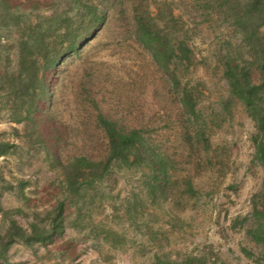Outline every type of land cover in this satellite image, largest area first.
<instances>
[{
	"label": "rangeland",
	"instance_id": "374dc122",
	"mask_svg": "<svg viewBox=\"0 0 264 264\" xmlns=\"http://www.w3.org/2000/svg\"><path fill=\"white\" fill-rule=\"evenodd\" d=\"M38 1L36 11L45 15L66 5L64 0ZM92 1L104 6L107 2ZM204 1L157 0L161 6L172 4L192 37L197 57L186 76L191 84L201 85L200 107L207 117L222 112L221 101L228 97L222 57L230 49L244 56L246 49L242 34L224 15L210 16L200 9ZM125 30L110 22L80 55L53 71V113L69 144L61 156L101 152L106 140L97 116L102 113L120 125L148 130L150 141L175 161L176 170L169 177L178 188L167 185V198L153 205L144 184L147 171L112 170L91 192L96 201L82 210L79 226H72L78 212L61 189L62 171L29 135L28 123L0 119V141L16 145L0 157V253L10 221L25 229L31 223L48 227V214L60 201L66 204L62 236L43 244L14 240L0 254V264H264L263 249L247 234L253 226V198L263 187V171L252 163L253 122L241 105L232 104V115L222 126L206 130L208 151L198 143L191 153L178 96L169 91L150 54L127 39ZM189 130L195 144L194 129ZM184 179L191 180L194 196L181 193ZM20 182L26 185L22 188ZM136 194L144 206L133 219L126 214L127 201ZM101 229L111 232L110 240L96 233Z\"/></svg>",
	"mask_w": 264,
	"mask_h": 264
},
{
	"label": "trees",
	"instance_id": "16d2710c",
	"mask_svg": "<svg viewBox=\"0 0 264 264\" xmlns=\"http://www.w3.org/2000/svg\"><path fill=\"white\" fill-rule=\"evenodd\" d=\"M204 2L199 5L200 9L208 10L210 16L224 15L242 34L246 49L244 56L230 49L222 57V75L228 97L221 101L222 112L213 111L207 117L200 107L201 85L191 84L186 76L195 66L196 49L192 46L191 35L179 23L181 17L174 15L170 2L161 6L157 0H107L104 6L92 0H64L65 9L45 15L36 11L40 6L38 0H0V119L14 124L28 123L32 129L29 135L44 146L51 165L62 171L61 189L72 199L78 212L72 226H79L82 210L89 209L96 201L97 196L90 195L91 192L112 170L147 171L144 184L153 205H157L159 199L167 198V185L178 188L177 182L173 183L169 177L176 170L175 161L150 141L146 135L148 130L120 125L102 113L97 116L106 140L101 152L93 155L83 151L65 158L61 156L69 144L67 133L62 131L53 113L50 77L68 58L80 55L111 22L126 29V38L150 54L169 91L178 96L186 124L184 139L191 153L198 143L208 151L206 130L211 125L222 126L227 116L232 115V104L241 105L251 119L256 129L251 136L252 163L263 171V187L253 198V226L247 234L264 251V33L261 32L264 28V0ZM190 128L194 129L195 144ZM15 147L13 143L0 141V157L12 153ZM182 184L185 187L182 194H196L191 180L184 179ZM25 185L20 182L22 188ZM127 205L126 214L135 219L142 212L144 201L136 194ZM65 206V201H60L48 214V227L31 223L25 229L10 221L6 238H3L7 242L2 243L0 254L5 253L14 240L31 245L62 236L66 231ZM2 213L8 215V212ZM92 228L95 230L97 226ZM96 233H100L104 240H110L112 235L104 229Z\"/></svg>",
	"mask_w": 264,
	"mask_h": 264
}]
</instances>
